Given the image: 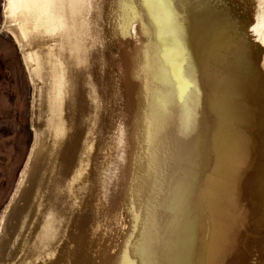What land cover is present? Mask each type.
Listing matches in <instances>:
<instances>
[{
	"label": "bare ground",
	"instance_id": "obj_1",
	"mask_svg": "<svg viewBox=\"0 0 264 264\" xmlns=\"http://www.w3.org/2000/svg\"><path fill=\"white\" fill-rule=\"evenodd\" d=\"M139 1L128 21L120 0L4 1L33 83L34 138L0 216L3 264H264L255 10ZM209 15L223 38L214 63L191 27ZM215 85L228 98L220 130Z\"/></svg>",
	"mask_w": 264,
	"mask_h": 264
},
{
	"label": "rangeland",
	"instance_id": "obj_2",
	"mask_svg": "<svg viewBox=\"0 0 264 264\" xmlns=\"http://www.w3.org/2000/svg\"><path fill=\"white\" fill-rule=\"evenodd\" d=\"M4 1L5 0H0V94L4 96L2 97L0 108V216L5 205L14 193L20 172L25 166L31 151L34 138L31 124L33 83L28 75L25 62L23 61L22 51L18 46L15 35L11 34L10 31L3 26ZM120 1H122L120 16L127 21L128 18L130 20V15H128L129 11L142 3L139 0H135L134 3H124L123 0ZM255 1L256 0H246L244 3V10L251 12L255 10V23L258 22L261 25V31H263L264 11L262 10L264 0ZM219 26L220 21L217 22L216 17L212 15L199 17V19L194 22L193 26L191 25L195 30L193 42L196 48L207 46V48H203L206 49L207 56H209L212 63H214L213 61L215 58L222 53L221 44L223 38L222 30ZM219 85H215L216 89L212 92L210 91L213 93L211 96L214 103H212L209 113L215 130L222 129L228 117V98L223 94V90ZM130 120L131 117L128 119V123ZM239 126L240 124L238 123V127ZM103 138L106 139V136H103ZM107 147L110 148V145ZM108 148H106V152ZM247 149L252 150L250 146L247 147ZM247 149H242L239 145H233L235 155H237L238 152L241 154V152L247 151ZM230 150L231 154L234 155L232 149ZM104 156L102 158H104ZM98 210L97 207L93 208L94 215L88 225L89 227L87 226L88 233L91 232L94 227V220L98 219ZM76 247H78V245ZM4 261L3 257L0 258V264H3Z\"/></svg>",
	"mask_w": 264,
	"mask_h": 264
},
{
	"label": "snow or ice",
	"instance_id": "obj_3",
	"mask_svg": "<svg viewBox=\"0 0 264 264\" xmlns=\"http://www.w3.org/2000/svg\"><path fill=\"white\" fill-rule=\"evenodd\" d=\"M124 3H134L135 0H123ZM144 2H150L153 5L156 6H162L166 9L169 8V6L176 7L178 6V0H144Z\"/></svg>",
	"mask_w": 264,
	"mask_h": 264
},
{
	"label": "crops",
	"instance_id": "obj_4",
	"mask_svg": "<svg viewBox=\"0 0 264 264\" xmlns=\"http://www.w3.org/2000/svg\"><path fill=\"white\" fill-rule=\"evenodd\" d=\"M2 97H4V96H1V94H0V108H1ZM0 128H1V120H0Z\"/></svg>",
	"mask_w": 264,
	"mask_h": 264
}]
</instances>
